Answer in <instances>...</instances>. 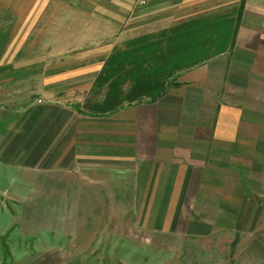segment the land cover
Instances as JSON below:
<instances>
[{
  "label": "crops",
  "instance_id": "0c3cea01",
  "mask_svg": "<svg viewBox=\"0 0 264 264\" xmlns=\"http://www.w3.org/2000/svg\"><path fill=\"white\" fill-rule=\"evenodd\" d=\"M116 3L121 11L109 14V59L73 69L59 81L67 106L62 113L70 117L62 121V143L51 128L46 145L51 160L45 194L61 198L51 206L47 200L46 226L57 238L44 250L58 251L59 259L74 253L68 257L74 260L99 252L100 234L86 242V229H101L104 220L109 227L112 221L123 225L119 214L125 213V228L130 223L137 228L139 220L155 246L181 251L209 239V253L218 251L228 260L234 228L228 213L264 210L262 188L253 191V199L246 188L230 183L251 179L250 174L264 179V0ZM0 12V67L15 65L1 57L5 37H12L22 20ZM57 80L47 78V99L54 97ZM25 110L0 107V196L43 194L37 187L35 140L5 137ZM22 148L30 150L24 158ZM59 164L61 171L54 169ZM23 179L34 186L21 188ZM103 196L113 201L105 206ZM123 196L125 203L114 200ZM8 227L0 225V247ZM236 228L245 237V218ZM257 228H262L259 218Z\"/></svg>",
  "mask_w": 264,
  "mask_h": 264
},
{
  "label": "rangeland",
  "instance_id": "374dc122",
  "mask_svg": "<svg viewBox=\"0 0 264 264\" xmlns=\"http://www.w3.org/2000/svg\"><path fill=\"white\" fill-rule=\"evenodd\" d=\"M116 1L121 0H0V11L5 12L6 15L15 14V17H20L22 20L21 26L15 28L13 36L5 37V53L1 58L15 61V65L9 62L0 67V107L7 111L16 107L26 109L22 111L19 126L14 127L11 132H6L5 137L11 139L13 134L20 135L23 143L31 139L35 140L40 164L37 168V187L44 189L43 194L35 196H0V225L9 226L0 247V264H264V210L228 213L231 226L234 227H231L229 235L231 242L228 260L223 259L225 254L218 251L209 253V239L190 247L188 244L183 245L181 251H187L185 254L176 246L173 248L155 246L150 243L152 238L149 240L143 234L139 220L137 228L131 223L129 228H125L128 224V221H124L125 213L119 214V220H123L121 222L123 225L120 221H116L118 223L115 227L112 221L109 227L107 226L109 220L106 222L104 220L101 229H86V242L94 238L97 241L100 234L101 243L97 244L99 252H88L74 260L70 259L74 253L59 259L57 256L59 257L61 253L58 251L54 250L47 254L44 250L52 238H57L56 234L46 226L47 200H50L51 206L55 198H61L45 194L46 173L49 169L46 164L49 159L51 160L48 158L49 154L45 152L46 145L51 128L54 130L57 128L56 136L59 135V143H62V121L67 122V118L70 117L68 113L64 116L62 113L66 111L67 106L62 103L60 90L63 84L59 81L62 74L67 75L73 69L79 70L80 67L83 69V66L92 64L96 60L109 59L111 54L107 42L108 25L111 21L109 14L116 12L117 8L118 12L121 11ZM0 14L4 15L1 12ZM35 16L36 22L31 23L30 20ZM14 22L16 24L17 18ZM51 76L58 80L53 85L54 97L47 99L45 97L47 78ZM70 96V101L74 102L72 96L75 95ZM53 120V126H48ZM71 122L76 124V118H71ZM34 124L36 126H33ZM89 125L91 124L86 123V127L93 128ZM18 129L20 131L16 133ZM76 133L75 131L74 134ZM29 151L22 148L20 150L22 158ZM57 151L62 159L63 148ZM68 154L66 157L70 156ZM71 156H76L75 152ZM245 166L252 169L250 164ZM54 169L61 171L62 164L54 166ZM250 175L251 179L230 180V183L232 187L246 188L252 198L257 199L253 191L262 188L264 193V179H261L260 174L257 177ZM30 186L34 185L26 179L20 184L21 188ZM110 200L113 201V198L105 196L101 198L105 206L109 205ZM114 200L117 203L126 202L124 196L116 197ZM35 207L37 213L34 212ZM11 210L12 213L8 214ZM5 214L11 216L9 221ZM101 214L109 215L105 211ZM129 216L133 222L132 214L130 213ZM242 218H245V237L238 236L241 230L238 231L236 228ZM258 218L262 220L260 230L257 228ZM76 230L77 228L70 229L67 237L73 238L72 232ZM94 232H97L96 236L93 235ZM223 236L225 237V232ZM172 240L173 238L168 240V245L174 242ZM158 241L159 239L156 238V242ZM35 243H38V249L43 248L42 252L35 248ZM160 243L166 244L164 241ZM33 248L36 250L32 251ZM190 250L194 253H188Z\"/></svg>",
  "mask_w": 264,
  "mask_h": 264
},
{
  "label": "trees",
  "instance_id": "16d2710c",
  "mask_svg": "<svg viewBox=\"0 0 264 264\" xmlns=\"http://www.w3.org/2000/svg\"><path fill=\"white\" fill-rule=\"evenodd\" d=\"M173 82L171 81V82H169V84H172ZM176 84V83H175ZM75 106H77V105H75Z\"/></svg>",
  "mask_w": 264,
  "mask_h": 264
}]
</instances>
